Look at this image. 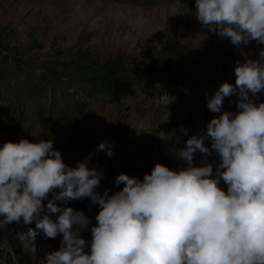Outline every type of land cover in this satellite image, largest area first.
<instances>
[{
    "label": "clouds",
    "instance_id": "clouds-1",
    "mask_svg": "<svg viewBox=\"0 0 264 264\" xmlns=\"http://www.w3.org/2000/svg\"><path fill=\"white\" fill-rule=\"evenodd\" d=\"M195 9L208 32L237 47L264 45V0H195ZM236 64L235 83H222L207 98L208 110L219 115L177 153L186 167L173 171L157 163L142 181L120 174L115 183L122 190L112 195L95 191L103 177L87 160L75 168L66 165L52 140L3 143L0 227L34 223L19 235L28 246L38 234L45 239L62 234L46 264H264V102L253 99L264 91V49L258 58ZM233 95L238 111L222 112L224 99ZM197 152L218 154L215 172L211 163L193 164ZM84 198L99 207L90 242L81 238L90 220L66 206ZM10 258L18 264L14 253Z\"/></svg>",
    "mask_w": 264,
    "mask_h": 264
},
{
    "label": "rangeland",
    "instance_id": "rangeland-1",
    "mask_svg": "<svg viewBox=\"0 0 264 264\" xmlns=\"http://www.w3.org/2000/svg\"><path fill=\"white\" fill-rule=\"evenodd\" d=\"M195 11V0H0V28L7 29L0 32V70L12 72L15 89L24 80V70L28 73L30 69L23 62L40 63L53 49L65 48L89 50L101 59L118 51L131 55L135 61L130 65L131 75L136 79L120 98L89 102L87 114L75 119L74 131L64 135L48 138L45 127L27 130L18 120L14 128L9 127L0 111V146L21 139L52 140L66 165L75 168L87 160L89 168L102 174L95 190L100 195L105 190L109 195L122 190L123 185L115 183L120 174L142 181L157 163L173 171L186 167L178 151L191 136L206 133V125L219 115L208 110L207 98L222 83H235L238 60L256 59L264 49L255 41L237 47L229 38L225 46H215L210 40L216 34L198 22ZM5 51L22 59L11 57L5 63ZM172 51L176 67L164 63L163 57ZM143 65L149 68L142 70ZM0 94L5 97H0V106L8 107V93L1 88ZM253 99L264 102V91ZM237 102L235 95L226 97L221 111L237 112ZM19 111L16 108L14 115H21ZM210 144L205 141L206 147ZM205 163L213 164L215 172L218 154L197 152L193 164ZM220 187L227 190L223 181ZM53 203L65 207L61 201ZM66 206L82 211L90 220L81 232V238L90 242L99 207L89 198L69 201ZM45 213L57 219L47 207ZM29 228L35 224L24 225L22 220L0 227V258H6V264H13L12 253L19 258L18 264H46L47 256L59 250L62 234L55 239L38 234L33 253L32 246L19 239Z\"/></svg>",
    "mask_w": 264,
    "mask_h": 264
},
{
    "label": "trees",
    "instance_id": "trees-1",
    "mask_svg": "<svg viewBox=\"0 0 264 264\" xmlns=\"http://www.w3.org/2000/svg\"><path fill=\"white\" fill-rule=\"evenodd\" d=\"M6 30V27L0 28V32ZM4 53V62L11 57L22 59L10 51ZM174 54L172 51L163 57L165 65L176 67ZM134 62L131 55L120 51L111 58L101 59L97 53L89 50L53 49L40 63L23 62L30 69L28 73L27 69L24 70V80L16 89L12 72L0 70V89L4 88L8 93V101H5L8 107L0 106L2 118L13 128L16 120L22 121L27 130L31 126L45 127L49 131L48 138L67 134L74 131L75 119L87 114L91 106L89 102L120 98L130 91L131 83L136 80L130 70ZM141 68L149 67L143 65ZM0 97L5 98L1 94ZM16 108H19L21 115H14Z\"/></svg>",
    "mask_w": 264,
    "mask_h": 264
},
{
    "label": "water",
    "instance_id": "water-1",
    "mask_svg": "<svg viewBox=\"0 0 264 264\" xmlns=\"http://www.w3.org/2000/svg\"><path fill=\"white\" fill-rule=\"evenodd\" d=\"M210 42L212 44H214L215 46H225L228 42V38H221L220 36L218 35H215L211 40Z\"/></svg>",
    "mask_w": 264,
    "mask_h": 264
}]
</instances>
